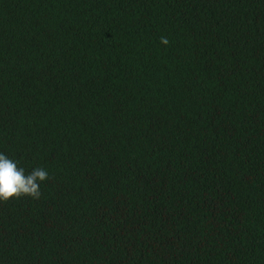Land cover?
Listing matches in <instances>:
<instances>
[{
	"label": "trees",
	"instance_id": "trees-1",
	"mask_svg": "<svg viewBox=\"0 0 264 264\" xmlns=\"http://www.w3.org/2000/svg\"><path fill=\"white\" fill-rule=\"evenodd\" d=\"M0 153V264H264V0H0Z\"/></svg>",
	"mask_w": 264,
	"mask_h": 264
},
{
	"label": "clouds",
	"instance_id": "clouds-1",
	"mask_svg": "<svg viewBox=\"0 0 264 264\" xmlns=\"http://www.w3.org/2000/svg\"><path fill=\"white\" fill-rule=\"evenodd\" d=\"M161 42L168 43L164 37L161 38ZM47 176L48 173L43 168H34L31 172L25 173L15 160L0 153V201L23 195L39 198V185Z\"/></svg>",
	"mask_w": 264,
	"mask_h": 264
}]
</instances>
